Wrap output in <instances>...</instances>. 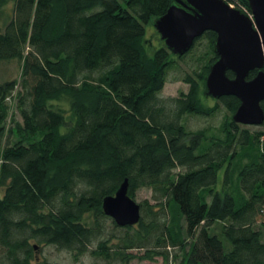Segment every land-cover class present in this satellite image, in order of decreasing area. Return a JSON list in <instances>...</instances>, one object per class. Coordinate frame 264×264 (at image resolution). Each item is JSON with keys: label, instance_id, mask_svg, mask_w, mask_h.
<instances>
[{"label": "trees", "instance_id": "trees-1", "mask_svg": "<svg viewBox=\"0 0 264 264\" xmlns=\"http://www.w3.org/2000/svg\"><path fill=\"white\" fill-rule=\"evenodd\" d=\"M171 2L16 0L14 19L0 29V60L24 58L22 121L8 129L16 83L0 84V264H51L36 262L32 240L75 260L90 252L110 261L115 246L103 222L119 226L102 212V199L125 179L131 198L153 189L161 209L141 202L139 223L120 227L126 235L115 255L147 242L177 248L182 264H264V129L226 118L218 128H187L186 116L216 113L199 100L216 58L212 31L203 33L200 65L182 77L187 92L160 95L177 63L162 42L148 56L143 40ZM61 94L70 97L69 113L50 103ZM217 100L231 114L240 104L235 96ZM222 170L239 198L217 188ZM150 252L169 258L167 249Z\"/></svg>", "mask_w": 264, "mask_h": 264}, {"label": "water", "instance_id": "water-1", "mask_svg": "<svg viewBox=\"0 0 264 264\" xmlns=\"http://www.w3.org/2000/svg\"><path fill=\"white\" fill-rule=\"evenodd\" d=\"M247 1L252 18L224 0H172L151 26L176 57L189 52L204 32H214L216 58L203 77L202 95L210 99L235 96L240 104L231 122L257 126L264 122V0ZM255 69L254 77L248 78ZM127 189L125 179L114 195L102 199V212L119 227L136 225L141 217L140 204Z\"/></svg>", "mask_w": 264, "mask_h": 264}, {"label": "rangeland", "instance_id": "rangeland-1", "mask_svg": "<svg viewBox=\"0 0 264 264\" xmlns=\"http://www.w3.org/2000/svg\"><path fill=\"white\" fill-rule=\"evenodd\" d=\"M229 5L232 4L233 8H236L240 11L246 12L251 16V11H249L241 1L239 0H224ZM15 4L16 0H4L3 3L0 4V29H4L5 25L8 24L11 20L14 19L15 16ZM241 6H244L245 9L240 8ZM143 40V48L145 50V53L148 56H151L157 48H159V37L153 26L151 24L147 25L146 33ZM206 47V41L203 37H200L199 40L196 41V43L193 45V47L189 50L188 53L184 56V59H179V57L173 56V60L177 63L175 67L171 68L168 71L167 75V82L165 83L163 89L161 90V96L164 98L172 97V96H178L181 92H187L188 85L183 81L182 77L185 76L187 73L192 72L193 69L197 68V66L200 65L199 62H197V58L200 55L201 52L205 50ZM30 50V45L26 43L23 53L24 55L27 54V52ZM195 60H193V59ZM24 58L16 57L14 59H5L0 60V84H5L6 82H15L16 88L14 92L11 93L10 99L7 100V108H8V115L7 120L4 123V126L6 129L9 127H13L15 123H19L22 121V118H20V114L18 111V108H16L17 105V91L20 90L19 82L22 79V70L24 67ZM93 75L96 76V73ZM201 89V85H200ZM199 100L201 102V105L206 109H211L215 106L217 108L215 109L216 113L213 115V117L209 118H201L197 115L192 116H186L185 122L187 123V128L190 131H196L203 129V127H210L212 129L218 128L220 124L224 121L226 118L227 120H230L231 113L227 110L222 108V105L219 103V100L217 99H210L206 98L202 95V89L201 94L199 97ZM70 97L66 94H61L60 97L57 99H53L50 101L52 106L55 108H59L64 110L66 113L70 112ZM244 126V125H243ZM249 127L250 130H263L264 128L262 125L257 126H251L246 125ZM64 130V129H63ZM261 140V139H260ZM242 159V158H241ZM244 161H246L244 159ZM242 163L243 160H240ZM237 166V165H235ZM178 170H174V172H177ZM220 179L218 184L216 185L218 189L225 188L226 191H229L232 193V195L239 198L240 195L239 191L237 189V185H231L229 182L225 185V175L224 170L220 171L219 173ZM233 179V176L231 177ZM229 181V180H228ZM156 193L153 189L142 187L140 190H138L135 193V200L140 204L141 202H148L149 205L152 206L151 210L154 211H160L161 206H159V200L155 196ZM161 214V213H160ZM93 213L89 214L86 219L89 221H92L93 219ZM148 220V217L145 218ZM105 229H104V237L106 239H109V245H114L115 247L110 250V253L113 255V257L110 259V261L107 262V260L103 258H98L95 256H92L89 253H85L83 255L79 256L78 260H75L74 257L68 252L60 249H56L55 247H52L51 245L47 244H41L38 243L36 240L30 241L31 245H34V258L37 261H44L48 260L51 264H123L122 261L124 260L122 258V255H129L131 258L126 261L128 264H182V257L183 252H180L177 248L167 247L162 248L161 246L153 247V243H147L145 242L143 247H137L138 244H135L134 247L129 249H122L121 255H115L112 250H118L116 247L117 244H120V239L124 235H126L123 228L115 227L114 224L111 222V219L105 220L104 222ZM218 225H214L212 227L213 230H216L218 228ZM258 224H255V227H257ZM218 231V230H217ZM130 236H132V232H130ZM93 248V247H92ZM159 250L164 251L167 249V252L169 253V258L164 259L162 255H159L157 253H151L150 250ZM148 253V254H146ZM151 253V254H150ZM150 255V256H149ZM176 257V259H175Z\"/></svg>", "mask_w": 264, "mask_h": 264}, {"label": "built area", "instance_id": "built-area-1", "mask_svg": "<svg viewBox=\"0 0 264 264\" xmlns=\"http://www.w3.org/2000/svg\"><path fill=\"white\" fill-rule=\"evenodd\" d=\"M231 6H232V4H231ZM240 8L245 9L244 6H241ZM261 212H262V216H264V204H263V207H262V209H261Z\"/></svg>", "mask_w": 264, "mask_h": 264}, {"label": "flooded vegetation", "instance_id": "flooded-vegetation-1", "mask_svg": "<svg viewBox=\"0 0 264 264\" xmlns=\"http://www.w3.org/2000/svg\"><path fill=\"white\" fill-rule=\"evenodd\" d=\"M200 37H203V34H202V36H200ZM200 37H199V38H200ZM198 40H199V39H198Z\"/></svg>", "mask_w": 264, "mask_h": 264}]
</instances>
